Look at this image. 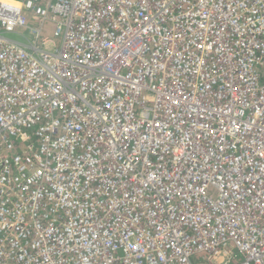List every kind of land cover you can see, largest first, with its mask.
Segmentation results:
<instances>
[{"label": "built area", "instance_id": "obj_1", "mask_svg": "<svg viewBox=\"0 0 264 264\" xmlns=\"http://www.w3.org/2000/svg\"><path fill=\"white\" fill-rule=\"evenodd\" d=\"M206 251L264 264V0H0V264Z\"/></svg>", "mask_w": 264, "mask_h": 264}, {"label": "bare ground", "instance_id": "obj_2", "mask_svg": "<svg viewBox=\"0 0 264 264\" xmlns=\"http://www.w3.org/2000/svg\"><path fill=\"white\" fill-rule=\"evenodd\" d=\"M7 1H9V0H7ZM12 2H13V1H12ZM44 25H45L46 27H48V31L51 32V35L49 36L47 32L45 33V34H46L45 37L47 38V39H46V43H47V44H45V45L41 48V52H42L43 54H45L46 51H47V45H48V46H49L50 44L53 45V46L56 45L57 48L60 46L59 40H58L57 36H56L55 33H54V27H53L52 23L48 21V22L44 23ZM128 31H129V36H128V37L130 38L131 30L128 29ZM110 36H111L112 38H114V37H115L114 32H113ZM110 36H109V37H110ZM109 37H108V38H109ZM108 38H107V39H108ZM126 38H127V36L123 37L121 41H125ZM115 42H116V41H115ZM175 42L178 43V40L176 39ZM48 43H49V44H48ZM132 45L134 46V49L136 48L137 50H139V54H141L142 50L145 51L146 48H147V43H146L145 41H142V42H140V43H137V42H133V41H132ZM132 45L128 46V50H131V49L133 48ZM123 46H124V45H123ZM180 47H181V50H182V46H180ZM121 48H122V45H120L119 43H117V44L115 45V47H114V49H115L114 52H115V55H116V56H119V57H120V56H124V54L127 53V50L124 51V49H123V48L121 49ZM122 50H123V51H122ZM151 52L154 53V56H155V57H158V53L161 52V51H158V50H156V49H152ZM143 56L145 57L146 55H143ZM158 58H159V57H158ZM158 61H159V60H158ZM129 64H130V63H129ZM116 65H117V64H115L114 67H115ZM182 65H184V62H182ZM146 68H148V64L143 63V62H141V63L138 62L137 67H136L137 71H144V70H146ZM122 72H123V71H120V73H122ZM114 81H115V82H119V80H114ZM90 116H91V115H90ZM238 122H239V121H235V122H234L235 126H237L239 129L247 130V129H246L241 123L239 124ZM33 136H34V138H35V134H34ZM206 230H207V229H206ZM200 248H203V247H200ZM225 255H226V249H224V251H223V253H222L221 257H220V260L224 259ZM209 257H210V254H209L208 251H206V253H205L204 255L199 254V255L196 257L195 261H196L198 264H213L212 261H209Z\"/></svg>", "mask_w": 264, "mask_h": 264}, {"label": "rangeland", "instance_id": "obj_3", "mask_svg": "<svg viewBox=\"0 0 264 264\" xmlns=\"http://www.w3.org/2000/svg\"><path fill=\"white\" fill-rule=\"evenodd\" d=\"M48 35L50 36L51 35V32H49Z\"/></svg>", "mask_w": 264, "mask_h": 264}]
</instances>
